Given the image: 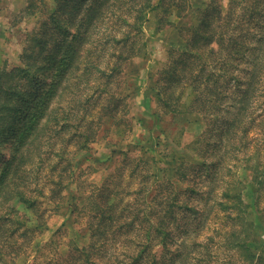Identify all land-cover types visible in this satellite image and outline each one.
Segmentation results:
<instances>
[{
	"label": "rangeland",
	"instance_id": "1",
	"mask_svg": "<svg viewBox=\"0 0 264 264\" xmlns=\"http://www.w3.org/2000/svg\"><path fill=\"white\" fill-rule=\"evenodd\" d=\"M69 1L0 0L1 126L13 119L2 107L8 105L6 87L29 89L19 69L31 64L38 70L60 40L54 39L58 21L51 16L59 11L68 37L80 38L74 4L80 18L96 13L105 0ZM108 3L82 50L85 61H96L102 70L83 76L84 64L73 75L72 85L51 102L49 112L56 110L58 119L44 117L41 136L25 147L29 158L15 165L2 185L0 264H264V257L253 261L251 254L264 249V40L250 23L264 0ZM174 3L187 15H179L175 6L169 12ZM232 3L235 17L243 14L240 24L229 21ZM209 25L217 37L221 29L226 37L235 33L227 49L210 52L203 46L206 38H196L194 31L209 33ZM238 45V53L219 61V54ZM211 46L218 48L215 41ZM197 47L207 54L203 71L190 55ZM186 57L188 69L179 64ZM176 63L180 82L170 76ZM253 70L261 80L248 97H257L250 110H242ZM197 72L223 76L209 77L206 88L201 77L192 79ZM46 75V70L37 75L35 94L43 93ZM234 75L242 81L231 83ZM195 81L198 89L188 85ZM197 93L203 105L195 101ZM212 94L222 97L216 101L224 103L219 111L207 109ZM162 97L182 100V112ZM86 110L81 129L94 130L85 148L75 124L56 129L64 114L77 123ZM26 117L27 112H19L17 128ZM11 153L9 144H0V168ZM231 171L243 179L234 181L242 195L225 209L218 200ZM237 213L242 217L234 219ZM240 242L249 249L239 250L235 244Z\"/></svg>",
	"mask_w": 264,
	"mask_h": 264
},
{
	"label": "trees",
	"instance_id": "2",
	"mask_svg": "<svg viewBox=\"0 0 264 264\" xmlns=\"http://www.w3.org/2000/svg\"><path fill=\"white\" fill-rule=\"evenodd\" d=\"M97 1V0H96ZM241 0H233V3L235 5H238V3ZM77 0L69 1V4L76 3ZM230 9V17H231V22H233L235 25L240 24L241 22L244 21L241 17H243V14H239L237 17H235L236 13V7L233 5ZM98 5L100 8L97 9L96 13H84L82 16L79 18V10L80 8L75 9V4H74V9L72 10L71 13L74 15V20H77L75 25L77 26L78 30L82 32V36L80 38L74 37L79 41V45L77 47H74L72 43H74V39H70L68 37V31L64 30V23L59 19V11L55 12L51 18L58 23L56 26H54V33H56L54 39H60L57 44H55L54 49H50L48 55L45 57L44 62L41 64L40 68L38 70H33V67L31 64H28L26 67L19 69L21 77H25L26 80L29 81V89L25 91H20L17 89L15 86H7L6 87V92L8 93L7 96V102L2 105L3 108L9 109L10 112H12V117L13 119L9 122L8 127H6V124L1 126L0 125V144H9L12 149V153L8 161L4 164L2 168H0V191L2 189V185L4 184L5 180L9 176V173L11 169L16 165L17 167H20L25 161L29 158V156L26 153L25 147L29 145V143H34L33 140L37 139L39 136V130L42 129L44 130V126H41V123L44 119L45 116L48 117V119L54 118V120L58 119V116L55 115L57 112L56 110L52 109L49 112V108L51 105V102L59 95H61L69 86L72 85V77L73 75H77V71L81 69V67L85 64V69H84V74L83 76L91 75L97 71H101L102 68L96 61H85L84 55H83V46L88 42L89 37L93 34L94 29H96L99 24L102 22L104 19L105 15L107 14V11L109 7L111 6L110 3H108V0H105L103 2H98ZM159 4H157L158 6ZM175 6L178 8V14L179 15H187L184 11V7H181L180 3L173 4L167 8V10L170 12ZM92 7H88V11L91 10ZM167 11V12H168ZM222 11V10H221ZM109 16V15H107ZM224 16V15H223ZM260 17H264V4L260 6L259 11H255L251 14V24L253 28H260V31L255 33V36H260L264 40V21L260 20ZM129 20V19H128ZM143 20V17L141 16L139 21ZM255 21V22H254ZM208 22L205 21V24ZM87 26L88 28H85ZM217 26H221V24H217ZM67 29V28H66ZM207 29L210 31L209 33H201L200 30L194 31L196 33V38L200 37L199 34H201L205 39V43L203 46L208 47L210 52H217L221 51L223 49H227V43H232V36L235 33H231L230 37H226L225 33L227 31L225 29H221L220 35L217 37L215 33H212V26L209 25L207 26ZM85 31V32H84ZM92 31V32H91ZM84 32V33H83ZM62 35V36H61ZM216 42L218 44V48L212 47V43ZM235 43H238L236 40ZM85 48V47H84ZM239 52V45L237 48L234 50V48H231V51L227 55H222L219 54L221 59L219 61L224 60V57L228 56V54L232 55L234 53ZM219 53V52H218ZM190 55L196 57L199 59V62L202 63V67L199 71H203L205 69V65L203 64L204 62V57L207 55L206 52L200 47H197L196 49H191ZM188 57L186 59H180V62L183 63L184 68L190 67L191 68V63H189ZM186 61L188 63H186ZM88 62V63H87ZM42 70V72L47 71V75L45 78L42 79V94H35L33 92V89L38 86V81H37V75L39 72ZM179 70V65L176 63L175 67L171 73L170 76H173L174 79L177 82H180L182 80L181 74L178 73ZM198 71V72H199ZM197 72V75H193L192 79L197 77H201L200 84L206 86V88H209V77L212 75L216 76L215 81L219 80L221 74L217 75L215 72L209 73L206 77H202L199 75ZM253 76L249 77L247 79V82L249 83V86L244 93V96L242 97L240 101V109L242 110H250L251 108V100H255V98H249L248 96L251 95L253 92V89H255V86L257 83L261 80L259 78L258 74L256 71L253 70ZM199 75V76H198ZM77 81V80H76ZM214 81V82H215ZM231 83H239L242 81V77L239 75H234L233 77L230 78ZM79 83V82H78ZM192 88H199V85L195 81V86L193 84H188ZM187 85V86H188ZM198 87V88H197ZM159 93L163 94L164 89L161 88L159 90ZM171 94V93H170ZM198 94V93H197ZM214 95V94H212ZM210 99V105L207 107L208 110H213V107H217L218 109L222 108L224 103L221 102H216L222 99V97H218L216 95L215 98ZM199 97V99H196ZM15 98H19L20 102L19 104H15L12 101ZM164 103H167L168 105L173 106L174 105V110L176 112H182L181 106H182V100L181 102L178 101V98L172 99L171 97H162ZM195 101L199 103L201 100V104L203 105V98L201 99V96L198 94L197 96L194 97ZM193 99V101H194ZM76 101H79V99H76ZM213 101V102H212ZM206 104H208V99H205ZM22 111L24 113L27 112V117L25 119V123L21 128H17L18 126L16 125L17 119L19 112ZM78 114V113H76ZM87 110L80 116V118L76 121L77 123H73L75 121H72L70 115L64 114V116L60 117V120L58 121L60 128L56 129L57 132H59L63 128H68L70 127L71 124H75V127L79 129V136L81 137V142L83 147H87L88 142L92 136V130H94V127L89 126L87 127V132L83 131L84 128L81 129V124L87 117ZM215 116V115H214ZM247 117L246 114H244L243 117H238V122H240L242 119H245ZM238 125V124H237ZM52 129V128H50ZM9 130V133H6V131ZM41 132V131H40ZM6 135V136H5ZM42 141L39 142L38 147L41 145ZM205 163V162H204ZM233 167V166H232ZM230 167V169H232ZM250 168H253L250 166ZM231 177L227 181V187L225 188L222 198H219L220 204L225 208L228 209L229 207L236 205L237 201H232L234 199H238L240 202V194L242 193L237 190V187L234 185V181L239 180L240 182L243 181V179L237 175V173H233L231 171L230 173ZM235 179V180H234ZM23 196V193L21 191H18V195ZM213 194V190L210 191V195ZM215 195V194H214ZM213 195V196H214ZM20 198V197H19ZM216 199V196L214 197V200ZM25 200V199H24ZM242 200V197H241ZM16 207H13V210ZM237 208L239 209L238 212H242V208L240 207V203L237 205ZM231 216V215H230ZM237 217H242L241 213H237V215L233 216V218ZM163 221V220H162ZM164 230V229H163ZM235 246L240 250L241 249H249L248 245L246 243H237ZM160 247V246H159ZM161 248V247H160ZM264 248V246L262 247ZM157 252V251H156ZM252 254V260L253 261H258L259 259L261 260L264 257V249L262 251H255Z\"/></svg>",
	"mask_w": 264,
	"mask_h": 264
}]
</instances>
